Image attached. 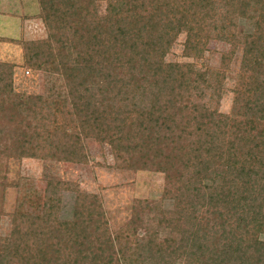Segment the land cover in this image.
Returning <instances> with one entry per match:
<instances>
[{"label":"trees","instance_id":"trees-1","mask_svg":"<svg viewBox=\"0 0 264 264\" xmlns=\"http://www.w3.org/2000/svg\"><path fill=\"white\" fill-rule=\"evenodd\" d=\"M36 1L46 38L21 42L24 66L64 89L22 107L13 66L0 63V116L26 129L7 155L86 164L94 141L115 168L163 174L160 202L172 206L138 200L111 232L98 195L49 181L39 215L13 216L0 264H264V0H103V13L99 0ZM183 34L193 62L166 63ZM212 40L229 52L218 71H202ZM239 50L231 110L221 114L207 94L221 98ZM65 192L75 194L70 221L59 219Z\"/></svg>","mask_w":264,"mask_h":264},{"label":"rangeland","instance_id":"rangeland-1","mask_svg":"<svg viewBox=\"0 0 264 264\" xmlns=\"http://www.w3.org/2000/svg\"><path fill=\"white\" fill-rule=\"evenodd\" d=\"M98 3L100 12L103 13L105 2L99 0ZM38 13L39 6L36 0H0V63L13 66L14 93L12 99L20 102L22 107H26L30 97L42 96L47 100H52L56 95L62 94L64 89L60 77L43 71H34L24 66V48L21 42L39 41L46 38L42 23L36 19ZM24 18H27L29 23L24 22ZM27 24L28 27H26ZM247 27L245 23L239 25L237 32L243 34ZM184 42L185 35L183 34L179 36L165 58L166 63L193 62L183 56ZM229 48L230 46L226 43L217 40L210 41L197 65L198 68L202 71H218L221 56L228 53ZM241 55L242 51L239 50L233 56L227 72L228 79L218 102H216L215 93L207 94V101L217 105L221 114L230 113L233 102L231 91L240 71ZM65 95L66 91L62 97ZM19 115L18 121L19 118L28 116V113L21 112ZM12 121L14 119L0 116V239L10 236L12 219L18 211H21L22 215L40 214L46 183L49 181L79 183L80 191L98 195L111 232H117L129 223L133 213L139 211L136 205L138 200L149 201V204L160 202L165 187L163 174L153 171H127L118 169V166L115 168L108 146L97 144L94 141L87 143L89 159L86 164L15 158L7 155V150L14 140V132H17V129L26 132L24 127H17L21 123L18 122L15 125L11 123ZM74 200V193L62 194L60 220H71ZM159 206L160 209L169 211L172 205L169 201L163 203L161 201L154 210ZM154 214L144 211L142 218L149 222ZM163 236L166 234L164 233Z\"/></svg>","mask_w":264,"mask_h":264},{"label":"crops","instance_id":"crops-1","mask_svg":"<svg viewBox=\"0 0 264 264\" xmlns=\"http://www.w3.org/2000/svg\"><path fill=\"white\" fill-rule=\"evenodd\" d=\"M24 20V22H27L28 20H27V18H24L23 19ZM27 23H29V22H27ZM31 25V24H30ZM26 27H28V24L26 25ZM31 28V27H30ZM33 31V30H32ZM24 32H25V30H24ZM30 32V31H29ZM29 32H28V34H29ZM31 33V32H30ZM6 38H10V37H6ZM11 39H16V38H11Z\"/></svg>","mask_w":264,"mask_h":264}]
</instances>
